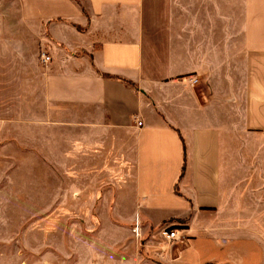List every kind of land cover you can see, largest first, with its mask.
<instances>
[{
	"label": "crops",
	"instance_id": "1",
	"mask_svg": "<svg viewBox=\"0 0 264 264\" xmlns=\"http://www.w3.org/2000/svg\"><path fill=\"white\" fill-rule=\"evenodd\" d=\"M0 264H264V0H0Z\"/></svg>",
	"mask_w": 264,
	"mask_h": 264
},
{
	"label": "built area",
	"instance_id": "2",
	"mask_svg": "<svg viewBox=\"0 0 264 264\" xmlns=\"http://www.w3.org/2000/svg\"><path fill=\"white\" fill-rule=\"evenodd\" d=\"M51 60H52V57L48 54V52H46V51L41 52V61L43 62V64H48L51 62ZM190 81L193 84H195L198 82V78L197 77H190ZM139 124H142V122L139 121ZM139 229H140V225H139V223H137L135 225V227L133 228V231L139 235ZM165 234H166V239L170 245L173 244L175 241L180 239L178 229H175V228L168 229L165 231Z\"/></svg>",
	"mask_w": 264,
	"mask_h": 264
},
{
	"label": "rangeland",
	"instance_id": "3",
	"mask_svg": "<svg viewBox=\"0 0 264 264\" xmlns=\"http://www.w3.org/2000/svg\"><path fill=\"white\" fill-rule=\"evenodd\" d=\"M6 212L8 211V209L5 210Z\"/></svg>",
	"mask_w": 264,
	"mask_h": 264
}]
</instances>
